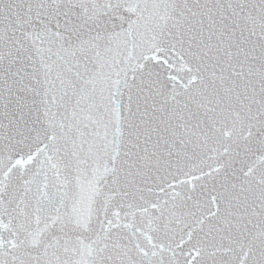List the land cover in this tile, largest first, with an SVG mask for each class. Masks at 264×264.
Returning a JSON list of instances; mask_svg holds the SVG:
<instances>
[{
  "label": "snow or ice",
  "instance_id": "1",
  "mask_svg": "<svg viewBox=\"0 0 264 264\" xmlns=\"http://www.w3.org/2000/svg\"><path fill=\"white\" fill-rule=\"evenodd\" d=\"M0 264H264V0H0Z\"/></svg>",
  "mask_w": 264,
  "mask_h": 264
}]
</instances>
